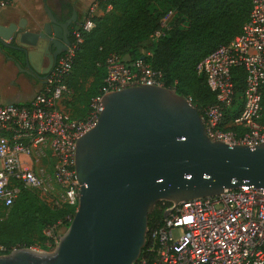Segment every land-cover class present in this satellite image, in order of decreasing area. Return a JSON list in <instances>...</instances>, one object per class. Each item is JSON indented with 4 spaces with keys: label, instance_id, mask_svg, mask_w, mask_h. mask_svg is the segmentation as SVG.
I'll use <instances>...</instances> for the list:
<instances>
[{
    "label": "built area",
    "instance_id": "2783aa9c",
    "mask_svg": "<svg viewBox=\"0 0 264 264\" xmlns=\"http://www.w3.org/2000/svg\"><path fill=\"white\" fill-rule=\"evenodd\" d=\"M13 6V0H0V13ZM96 9L93 5L74 27L67 51L30 102L0 104V206L4 209L16 203L22 190L55 189L54 182L61 189L62 206L77 210V141L96 125L104 96L141 86L166 88L161 72L147 60L150 53L134 61L111 54L102 66L103 86L92 98L87 117L73 119L64 107L74 96L67 79L84 35L95 28ZM162 35L158 31L152 39ZM239 72L244 73L242 91L236 79ZM198 74L216 95V104L202 109L208 137L229 146L264 144V0H253L240 34L205 58ZM185 99L197 108L191 97ZM169 204L163 222L148 229L136 264H264L263 188L244 185L216 197ZM49 236L51 250L62 235ZM6 253L0 245V256Z\"/></svg>",
    "mask_w": 264,
    "mask_h": 264
},
{
    "label": "water",
    "instance_id": "95a60500",
    "mask_svg": "<svg viewBox=\"0 0 264 264\" xmlns=\"http://www.w3.org/2000/svg\"><path fill=\"white\" fill-rule=\"evenodd\" d=\"M45 12L40 32L28 30L26 19L0 24V45L15 41L22 63L37 74L26 48L45 39L58 56L70 45L71 22L61 25L49 7ZM102 106L96 125L77 141L80 204L59 244L51 252L14 250L0 264H136L158 203L216 197L244 185L264 189V144L212 141L197 108L176 90L127 88L105 95Z\"/></svg>",
    "mask_w": 264,
    "mask_h": 264
},
{
    "label": "trees",
    "instance_id": "16d2710c",
    "mask_svg": "<svg viewBox=\"0 0 264 264\" xmlns=\"http://www.w3.org/2000/svg\"><path fill=\"white\" fill-rule=\"evenodd\" d=\"M97 3L101 9L104 5L107 13L94 18L95 28L84 35L76 54L73 71L67 79L74 93L83 88L81 80L94 76L95 83L87 94L91 100L99 94L104 81L102 66L111 54L134 61L150 53L147 60L155 71L161 72L165 87L175 89L184 98L191 97L204 117L202 109L216 104V95L209 89L205 77L198 74V66L240 34L249 20L253 0H97ZM158 3L166 4L168 12L176 15L169 29L163 31L164 35L153 40L165 18L154 15ZM236 79L242 91L244 73L239 72ZM29 192L22 190L6 219H0V245L7 248L6 254L14 248L40 247L50 251L52 239L47 245L38 246L33 243L29 230L36 228L42 232L58 222L69 226L76 213L75 208L68 206L55 211L41 208ZM169 205L160 202L155 206L149 216V230L163 222L165 207Z\"/></svg>",
    "mask_w": 264,
    "mask_h": 264
},
{
    "label": "crops",
    "instance_id": "0c3cea01",
    "mask_svg": "<svg viewBox=\"0 0 264 264\" xmlns=\"http://www.w3.org/2000/svg\"><path fill=\"white\" fill-rule=\"evenodd\" d=\"M59 1H63L67 6L71 7L77 12L78 20L82 21L86 18L89 9L96 5L95 16L100 17L105 14L97 3V0H13L14 6L2 13H0V24L8 25L10 23H17L21 19L28 21V30L34 31L38 26V22H47V14L45 6L49 7L55 14H59ZM45 13V21L42 12ZM79 23V24H80ZM6 69L10 76L8 77V88L0 87V104H25L30 102L38 90H40L42 83H34L28 77L23 75L20 70L12 62L5 59L0 53V70ZM30 86L32 89L24 96L21 103H6L14 100L18 95L22 94V88Z\"/></svg>",
    "mask_w": 264,
    "mask_h": 264
},
{
    "label": "rangeland",
    "instance_id": "374dc122",
    "mask_svg": "<svg viewBox=\"0 0 264 264\" xmlns=\"http://www.w3.org/2000/svg\"><path fill=\"white\" fill-rule=\"evenodd\" d=\"M156 7H158V10L154 15L155 16L161 15V19L165 17L163 20L165 21L166 25L163 26L162 24L160 29V31L163 32L165 29L169 28L170 23L174 19L176 14L173 12H168L169 7L164 3H158ZM102 9L105 10L104 5L102 6ZM106 13L107 12L105 11V14ZM42 15H43V19L41 21H45L46 18L44 11L42 12ZM104 15L100 17H103ZM80 22L81 21L78 20L77 24H79ZM9 76L10 74L6 69L2 68L0 70V87H2L3 89L8 88ZM83 81H84V83L82 84L83 88H81V90H79L78 92L74 93L72 99L64 104L66 110L71 114V116L75 120L85 119L88 115V111L91 105V99L90 96L87 94V90L90 88V86L93 83H95V78L94 76H90L87 80H81V82ZM31 90L32 89H30V86L22 88V94L18 95L14 100L8 101L6 103H21L23 101L22 99L24 98V96L27 95ZM52 185L55 189L30 191L29 196L39 207L51 211H55L56 209L59 210L64 208L65 206H62L61 204V196H62L61 189H58L54 184V182H52ZM7 216H8V210L0 206V219L2 220L6 219ZM69 226H64L63 224L58 222L53 227L44 228L42 232H40L39 229L32 228L29 230V235L32 237L33 243L37 244L38 246L47 245L49 243L48 240L50 239L49 235L54 236L59 234L63 236L66 233ZM55 248L56 247H53L49 252L53 251Z\"/></svg>",
    "mask_w": 264,
    "mask_h": 264
},
{
    "label": "flooded vegetation",
    "instance_id": "af4514ba",
    "mask_svg": "<svg viewBox=\"0 0 264 264\" xmlns=\"http://www.w3.org/2000/svg\"><path fill=\"white\" fill-rule=\"evenodd\" d=\"M59 14H57L58 21L61 25H65L67 22H71L67 28V38L69 42L72 40V31L78 22V15L74 20V9L68 8V6L63 2L59 1ZM62 12V15H61ZM77 13V12H76ZM45 23V22H44ZM44 23H38L36 30L34 31H42ZM0 53L7 59L12 62L15 66L17 63H21L23 69H25L28 74H24L34 83H42V78L45 76H50L54 70V67L58 64L64 53L56 56L57 50L52 45V42L46 41L45 39L40 40V44L37 47H28L26 48L29 56L33 57L34 64L38 67L39 73L37 74L32 70H28L26 64L22 63L23 52L17 45L15 41L8 42L7 46H1Z\"/></svg>",
    "mask_w": 264,
    "mask_h": 264
}]
</instances>
